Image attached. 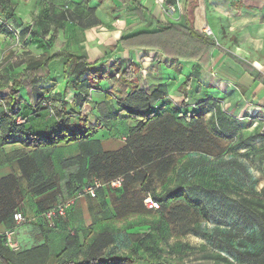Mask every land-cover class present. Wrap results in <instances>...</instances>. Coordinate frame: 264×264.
<instances>
[{"label":"crops","instance_id":"crops-1","mask_svg":"<svg viewBox=\"0 0 264 264\" xmlns=\"http://www.w3.org/2000/svg\"><path fill=\"white\" fill-rule=\"evenodd\" d=\"M100 1H84L86 8H94V11L87 9L84 20L81 21L82 34L77 41H73L72 50L69 49L83 56L88 63L96 62L88 69L89 72H96L97 77L105 72L103 78L97 80L88 77L89 72H86L81 77L84 81L79 79L82 82H78V87L90 95L83 103L80 115L87 119V126L92 135L87 139L60 143L53 147H25L20 140L0 146V232L13 224L10 211L17 205L27 218L26 222L14 225L15 238L19 243L17 252L46 243L50 252L59 255V259L74 258L77 264H88L91 258L98 256L100 259H106L108 254L113 253L130 257L135 255L136 260L130 264H147L149 256L146 252L148 247L145 237L153 225H159L160 221H154L157 214L163 213L172 202H164L162 193L169 188L179 189L188 184L187 176L182 173L186 168L183 163L187 159L198 163V158L183 156L184 150L192 153V149L198 152L200 147L201 153L213 151L207 143L213 126L209 125V120L202 114L200 103L194 100L192 95L187 96V92L183 91V94L187 93L183 96L182 92L178 91L180 88L188 91L189 85L186 86L184 80L186 77L193 79L200 75L201 79L205 77L211 85H216L214 83L220 80L234 84L239 81L242 86L248 81V88H244L245 95L250 97L257 93L255 95L259 102H264V86L237 61L232 60L230 55L218 50L213 51L214 60H211L206 71L196 61L179 60L176 62L183 64L177 67L172 64L173 60L167 59L159 50L127 48L120 45L119 40L124 36L149 30L151 17L161 22H179L187 17L196 30L203 32L209 27L214 36L221 37L222 41L227 40L226 46L217 45L238 59L249 57V50L254 48L255 52L264 54V44L261 46L262 42L258 41L259 38L264 40V0H205L207 10L203 14L201 4L204 5V0H197L196 4H193L194 0H180L183 15L178 21L161 18L139 0L147 28L138 31H135L134 27L141 25L143 28L144 25L132 14L126 13L129 3L115 0L121 6L122 17L113 19V44L102 47L90 43L86 38V35L91 33L89 30L107 26L100 9ZM2 8V12L8 13L9 7L6 3ZM18 9L17 7L15 13H18ZM114 12L115 10L113 15ZM108 14L111 13L106 12L105 16L108 17ZM49 19L50 27L45 26L42 35L44 38L41 37L46 45L43 48L32 46L42 54L43 51L49 54L56 51H52L53 43L47 40L50 36L58 37V34L63 32L64 18L56 21L53 17ZM31 23L29 24L32 27ZM244 25H249L246 31L237 32ZM25 27L27 25L23 24L20 29ZM102 35L100 34V37H103ZM4 36L10 38L6 34ZM91 46H96L100 53L93 59ZM141 51L148 57L142 65L137 56V52ZM153 55L157 58H152ZM160 55L168 62L157 65V70H151L149 67L154 65V59L157 60ZM244 59L241 60L246 62ZM64 61L62 59L53 62L50 77L40 80L36 86L46 88L52 84L56 86V82H59V86L53 89L55 92H62L66 86L72 93L78 92L73 88V83L67 82L73 79V76L63 79ZM115 61L121 68L116 67ZM6 62L0 65V69L9 73L11 68L16 72L21 71L26 61L15 62L17 65L14 68L10 66L12 62ZM130 62L139 68L137 83L140 89L144 88L147 92L156 89L162 91L156 115L140 131L135 129L137 120L121 110L115 97V92L119 90L115 74H119ZM252 62L253 66L255 62L264 66L261 57L252 58ZM70 69L68 67L67 71ZM209 70L211 76H205L204 73H209ZM150 71L155 75H149ZM196 85L198 87V84ZM199 90L204 91V86L201 85ZM173 96L182 97L180 100L176 99L179 101L176 103ZM185 113L195 116L199 114V117H195L189 124L180 118ZM28 119L29 131L34 134H47L56 123L55 118L46 112L29 114ZM76 119L71 117L69 120L76 122ZM182 137L188 141L185 145L181 144ZM191 137L194 142H189ZM198 138L201 141L200 146H197ZM176 141H179L178 145ZM187 170L190 171V168ZM94 177L100 178L105 185L94 194H78L80 186ZM115 177L123 179L119 187L106 184V180ZM147 197L162 200L160 209H148L144 204ZM68 198H72L73 202L67 208L65 217L57 219L54 226H49L39 217L45 208ZM178 200L181 199L174 201ZM90 264L104 263L93 261Z\"/></svg>","mask_w":264,"mask_h":264},{"label":"rangeland","instance_id":"rangeland-1","mask_svg":"<svg viewBox=\"0 0 264 264\" xmlns=\"http://www.w3.org/2000/svg\"><path fill=\"white\" fill-rule=\"evenodd\" d=\"M140 1L163 19L168 20L169 18L172 21H178L183 15L180 0ZM3 2L7 4L12 13L10 16L8 13L0 11V24L12 23L10 27H6L8 30L11 28L13 30L16 25L23 26L26 24L29 26V23L32 22L33 31L31 32L42 36L45 32L43 31L45 26L46 28L50 27L49 18L53 17L55 21L64 18L62 34L59 33L58 37L55 36L54 39L50 40V43H53L52 51L72 50L73 41H77L82 34L80 33L81 21L84 20L87 12L83 0H3ZM100 2V9L103 11L107 26L96 27L94 31L89 30L91 33H88L86 38L89 39L90 43L101 45V47L111 46L114 40L113 19L122 17L121 6L115 0H101ZM17 7L21 17L17 12V14L15 13ZM113 10H115L114 15ZM206 10L207 3L201 4L202 14L206 13ZM106 12L111 14L106 17ZM9 17L12 20H7ZM46 19L48 23L45 22ZM248 26H242L237 32H245ZM141 27V25L135 26V31L147 28L145 25L143 28ZM203 32L205 33L204 30ZM4 34L6 33L0 32L1 66L5 64L7 58L9 60L6 63L12 62L10 66L14 68L17 65L15 62L28 61L42 56L39 49L23 45V42L18 40V36L7 39ZM100 34H103V37H100ZM212 34L213 37L210 38L215 40L217 44L227 45V40L222 41L221 37L214 36L213 31ZM42 37L44 38V36ZM258 41L262 42L259 44L263 46L264 40L259 38ZM20 43L21 45H19ZM252 44L254 46L253 41ZM91 48H93L91 59H93L100 53L96 46H91ZM254 49L249 50V57L245 59L241 57V59L246 60V63L250 62V65H252V58L254 57H261L264 61V54H259L260 52H255ZM137 56L140 64H145L147 61L145 58H148L145 52H137ZM153 57L157 58L155 55ZM163 58L160 55L157 60L154 59V65L149 68L154 71L158 69L157 65L160 63H167L168 60ZM230 58L233 60L232 57ZM211 60L213 61L214 57ZM172 64L178 67L182 66L183 63L173 60ZM210 64L211 61L208 65L203 66L204 70L208 71L207 67ZM254 64L257 68L264 69V66L259 62ZM255 66L253 67L264 76V71ZM116 67L121 68L118 65ZM15 72L12 68L10 73L2 72L0 69V86L6 85ZM119 74H115V77H118ZM148 74L155 75L152 71ZM204 75L211 76V70ZM195 78L190 80L188 91L181 88L178 91L182 92L183 96L187 93V96L191 97L192 95L194 100L200 103V107H206L209 101L214 100L218 102L220 111L217 110L219 113L212 112L215 121L207 140V143L212 147V153L211 151L201 153L199 147L198 152L191 149L192 153L184 150L182 154L183 156L191 155V158H198L197 165L205 163L202 160H209L208 162L212 160L209 164L208 174L203 176L208 183L207 189H204L205 183L196 185L195 178L193 180L191 177L192 182H190L189 177L186 181L191 186L186 188V193L191 198L199 196L204 199L207 207L218 214L217 219L220 221L204 220L197 209L189 207L185 201H172L164 209L165 212L157 214L154 221L156 223L160 221L159 225H153L151 234L149 237H145L147 242L145 244L148 247L146 252L153 261L178 257L183 260L184 264H264V195L261 193L264 186V102H259L255 95L257 93L250 95V97L245 95L244 88H248V81L242 86L239 81L234 84L220 80L214 83L216 85H211V82H208L205 77L202 80L199 75L196 78L197 81ZM152 85L155 86L154 83ZM201 85L204 86V91L199 90ZM57 86H59V82H56L55 87ZM183 91L187 93L183 94ZM180 97L173 96V99L177 103ZM197 98H203V100ZM202 114L205 118L209 116L207 112ZM66 124L73 129L76 122L74 124L67 122ZM220 133L223 138L219 136ZM197 143H201L200 138H198ZM219 167L220 170H218ZM191 188L192 190H190ZM245 210L247 213L249 212L250 219L247 222L238 220L236 215L239 212H246ZM252 212H254L255 217ZM13 236L16 240L15 233Z\"/></svg>","mask_w":264,"mask_h":264},{"label":"trees","instance_id":"trees-1","mask_svg":"<svg viewBox=\"0 0 264 264\" xmlns=\"http://www.w3.org/2000/svg\"><path fill=\"white\" fill-rule=\"evenodd\" d=\"M84 1L89 2L90 0ZM120 1L123 3H129L130 6L126 10V13L132 14L139 20V23L146 25V19L143 15L142 6L139 0ZM193 2V4H196L197 0H194ZM3 4V0H0L1 11L4 10L2 8ZM87 9H89L90 12L94 11V8L91 7H87ZM185 10L187 13V5ZM8 14L11 16L12 13L10 10H8ZM184 18L185 20H181L179 22H161L154 17H151L150 23L148 24L149 30L124 36L119 40V44L127 48L141 49L144 51L159 50L166 56L167 59L175 61L193 60L201 66L208 65L211 61L213 51L218 49V51L226 55H230L233 60L237 61L247 73L255 77L256 80L264 86L263 75L252 65L238 59L224 50V48L218 46L215 40L207 36L204 32L196 30L189 18ZM10 24L12 25V23L7 22L0 24V32H4L12 38L18 36V40L22 41L23 45H29L31 47L35 46L38 48H43L46 45L41 38L42 36L31 32L33 31V26L31 27L30 24L23 29H20L21 25H17L16 27L14 26L15 28L13 30L12 28L8 30L6 27H10ZM52 39H54V36L49 37V41ZM62 59L65 60L63 62V79H67L70 75L73 76V79H69L67 82L73 83V88L78 92H74L75 94L72 93L67 86L62 92H55L53 90L55 89L54 84L46 88L36 86L40 80L50 77L51 64ZM6 60H9V58ZM95 64L96 62L88 63L83 56H79L78 54L66 49L56 50L52 54L43 51L41 57L26 61L24 68L19 72H15L14 76L9 80L7 85L0 86V146L20 140L22 145L25 147H53L60 143L67 144L89 138L92 135V131L87 126V119L80 115V110L83 103L90 95L88 96V94L84 93L83 90L78 87V82L84 81L81 77L86 72H89L88 69ZM68 67L71 68L69 71H67ZM138 71V66H136L133 62H130L120 71V74L115 80L119 86V90L115 92V97L117 98L121 110L126 111L129 116L137 120L135 129L140 131L156 115V111L159 107L157 103L161 97L162 91L156 89L151 92H147L144 88L140 89L138 87L136 77ZM104 73L97 77L96 72H89L88 77H91L93 80H97L103 78ZM190 80L191 79L189 77H186L183 83L188 86ZM202 105H204V103ZM202 110L203 113H209L207 118V120H209V125H214L215 120H213L214 116L212 115V112H217V110H219L218 102L211 100L208 102L206 107H202ZM219 111L217 113H219ZM39 112H46L55 118V126L47 134H34L29 131L27 126L29 120L28 115ZM71 117L77 118L73 129L66 124L67 122L74 124V120H69ZM195 117H199V114L195 116L185 113L180 116L184 122H188L189 124ZM18 119H22L23 121H18ZM219 136L223 138L221 133ZM193 139L194 138L191 137L189 142H194ZM176 142V145H178L179 141ZM187 142V139L182 137L181 144L185 145ZM200 145L201 143H197V146ZM203 161L205 163L197 165L194 161L187 159L186 162L183 163V167L186 166V168L183 169L182 173L187 176L186 179L190 177V182H192L191 177H195L196 185H202L205 183L203 186L204 189H207L206 185L208 183L203 176L208 174L210 169L209 164L212 160H210V162H208L209 160ZM188 167L190 168V171L187 170ZM218 170H220V167ZM92 179L80 186L78 194L84 186L90 183ZM188 186H191V184L188 183L187 185H182L179 189H167L162 193L164 196V202L181 199L183 202L185 201L189 207L196 208L204 220H214L219 222L220 220L217 219L218 214L207 207L204 199L199 196H193V198L188 196L186 193V188ZM190 190H192V188ZM261 193L264 195V186ZM201 194L203 195V193ZM69 199L72 198L63 199L50 205L40 212L39 217L46 221L43 215L46 210ZM156 201L159 202L158 209H160L162 200L159 199ZM16 211H21L24 214V212L16 205L10 211L13 224L4 231L0 232V264H77L74 258L59 259V255H54L50 252L46 243L18 252L5 246L4 232L7 230H14L15 222L13 217ZM245 211L246 212H239L236 215L238 220L241 219L247 222V220L250 219L248 216L249 212L247 213V210ZM252 214L255 217L254 212H252ZM57 219H59V217L54 219L52 226L55 225ZM242 223H244V221ZM46 224H48L47 221ZM150 234L151 230H149L147 237H149ZM134 260H136L135 255L130 257L113 253L112 255L108 254L106 259H100V256L91 258V260L88 261V264L93 261H101V263L104 264H130ZM147 264H184V262L178 257L160 261H153L149 258V260H147Z\"/></svg>","mask_w":264,"mask_h":264},{"label":"built area","instance_id":"built-area-1","mask_svg":"<svg viewBox=\"0 0 264 264\" xmlns=\"http://www.w3.org/2000/svg\"><path fill=\"white\" fill-rule=\"evenodd\" d=\"M205 33L209 37H213L212 31L209 27L204 29ZM21 45V43L19 44ZM18 121H23L22 119H18ZM122 177H116L114 179L109 180L106 184L111 187H119L122 184ZM105 182L98 178H93L89 184L84 186L80 192V194H94L97 189L103 187ZM73 199L66 200L65 202L57 204L55 207L46 210L43 215L49 225H53L54 219L57 217L63 218L66 215L67 208L71 205ZM145 206L150 210H156L159 208V202L156 200H152L150 197L145 198L144 200ZM14 222L15 225H20L26 221V217L21 211H16L14 213ZM14 230H7L4 232V244L11 250H18L19 244L14 239Z\"/></svg>","mask_w":264,"mask_h":264}]
</instances>
